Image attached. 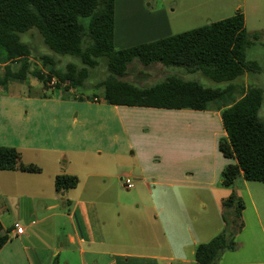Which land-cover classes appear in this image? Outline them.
Wrapping results in <instances>:
<instances>
[{
  "label": "crops",
  "instance_id": "1",
  "mask_svg": "<svg viewBox=\"0 0 264 264\" xmlns=\"http://www.w3.org/2000/svg\"><path fill=\"white\" fill-rule=\"evenodd\" d=\"M247 5L246 0H212L210 4L199 0H115L114 46L124 50L156 42L196 29L203 21L212 23L230 18L237 11L243 12L247 29ZM251 6L260 12V22L264 23V5L254 0ZM230 9L232 14H224ZM215 16L219 18H210ZM261 27L259 25L254 32L262 31ZM31 78L0 88V123L11 124L0 130V146L17 149L24 164L41 169L39 174L0 170V225L9 237L0 251V264H54L55 261L90 264L88 256L96 264H117V258H125L128 263L195 264L190 257L195 258L196 247L224 230L222 203L226 198L223 196L227 193L228 198L236 192L234 188L221 185L222 171L228 164L235 163L219 151V141L226 137L221 114L242 99L247 90L228 103L209 106L205 111L175 110L109 105L102 101L103 94L97 96L98 102L82 96L81 100L76 97L80 102L66 101L63 96L58 100L45 94L31 96L22 92L27 84L32 87ZM13 85L21 87L12 89ZM71 106L81 109L73 118L69 117ZM92 117L93 122L88 124L87 120ZM161 120H167L171 133L181 120L191 121L180 127H184L187 134H200L183 148L168 144L176 151L169 154V176L158 184L174 188L172 197L177 205L170 211L163 204L154 208L160 230L154 247L144 246L141 253L117 252V244L107 240L98 200L105 198L109 190L108 176L103 173L106 164L101 163L97 169L87 164L85 157H107L109 167L113 165L119 170L116 177L121 176L122 180L124 168L120 169L117 158L126 156L130 150L136 155V149L142 147L141 141L147 147L156 148L149 131ZM118 128L124 131L127 148L117 143ZM136 164L142 171L134 175L137 183H145L154 176L147 175V171L145 174L143 161L137 160ZM81 170L86 173L83 181ZM130 170L134 173L136 165ZM60 175L78 177V186L57 192L55 179ZM134 187L133 183L131 188ZM220 191L223 195L220 193L216 198L215 193ZM200 202L202 214L199 217L196 208ZM207 202L213 207L210 211ZM15 224L24 227L23 234L16 233ZM252 236L248 238L252 240Z\"/></svg>",
  "mask_w": 264,
  "mask_h": 264
},
{
  "label": "trees",
  "instance_id": "2",
  "mask_svg": "<svg viewBox=\"0 0 264 264\" xmlns=\"http://www.w3.org/2000/svg\"><path fill=\"white\" fill-rule=\"evenodd\" d=\"M114 24L115 0H0V63L4 66L0 88L32 77L45 89L56 79L54 89L67 93L85 88L92 70L104 65L107 77L95 87L102 89V101L109 105L205 111L226 91L176 76L141 88L124 80L129 66L138 61L145 66L177 67L201 73L218 83L260 72L259 64L246 56L252 41L242 11L227 19L124 50L114 46ZM31 29H36L46 46L59 56L40 54L38 57L49 68L48 74L33 68V50L21 41L20 35ZM252 38L259 40L260 37L254 33ZM63 56L76 60L63 66L59 60ZM15 64L18 68L14 70ZM263 93L262 88L250 86L242 99L222 111L226 137L220 139L219 151L235 162L222 171L221 185L225 188H234L241 177L245 181L264 183V118L259 114ZM93 98L98 102L96 94ZM0 170L41 173L38 166L24 164L17 149L2 146ZM78 184L75 176L60 175L55 179L59 193ZM222 206L224 230L196 247L195 264H216L224 251H234L236 247V236L245 226L244 202L233 191ZM8 240L0 225V251Z\"/></svg>",
  "mask_w": 264,
  "mask_h": 264
},
{
  "label": "rangeland",
  "instance_id": "3",
  "mask_svg": "<svg viewBox=\"0 0 264 264\" xmlns=\"http://www.w3.org/2000/svg\"><path fill=\"white\" fill-rule=\"evenodd\" d=\"M211 1L212 0H199L200 3L204 4H210ZM246 2L248 4L247 31L251 35L252 41L251 46L246 50V56L249 61H254L259 64V73H249L232 82L218 83L205 77L201 73L188 74V71L181 68L166 67L161 64L157 66L156 64L145 66L136 61L129 66L124 80L141 87H150L165 81L171 76H176L187 80L198 81L205 87L226 91L221 99L209 105L211 108L228 103L229 100L236 95L239 97L238 93H241L243 90H248L250 86L260 87L264 92V23L260 22V12L256 9L254 10L251 6L254 0H246ZM259 2L262 6L264 5V0H259ZM224 14H232L231 9L229 13L225 12ZM210 18L216 20L219 16ZM199 24L200 25L197 26L201 27L211 23L203 21ZM259 25H262L261 28H263V30L257 32L260 38L259 40H255L252 38V35L255 33L254 31L258 29ZM20 37L21 41L28 44L33 50L31 59L33 68H38L45 74H48L49 68L44 66L39 61L38 57L40 54L58 55L54 54L46 46L41 34L36 29L26 31L22 33ZM59 60L61 65L65 66L68 62L75 61L76 59L71 56H63ZM13 68L14 70L18 68V64L13 65ZM92 72V77L87 81L86 87L82 89H74L67 93L54 89V85H48L47 88L49 89H44L40 81L36 79L35 81L31 78L30 85L32 87H29L27 84L22 89V92L24 91L23 93L30 94L31 96L45 94L54 100L62 99L64 95V97H66H63L64 100L70 102H80L76 97L81 96L83 98L92 99L94 94L97 96L103 94L102 89H97L95 86L100 80L107 77V70L104 65H101L95 70H92ZM3 73L4 67L0 65V75ZM36 82L38 83L37 85L35 84ZM11 87L15 89L21 86L13 85ZM17 91L20 92L21 90L18 89ZM68 110L71 112L69 114L70 118H73L75 113L79 112V110L81 111V109H76L75 106L69 107ZM259 114L264 118V93L263 104ZM93 118L94 117L87 120L88 124L89 122H93ZM161 121L162 122L158 123L156 127L153 126L149 131V136L153 139V144L156 142V148L147 147L144 141H141L142 147L136 149V155H132L134 150H130L126 156L117 158V164H119L118 166H120V169L124 168L121 173L124 175L122 180L121 176L116 177L119 170H115L113 165L109 167L108 164L110 163V159H107V157L98 155L85 157L87 164H92L97 169L101 167V163L106 164L103 173L108 176L107 183L109 185V190L105 192V198H100L98 200L101 202L100 207L102 210V219L105 223L107 240L113 244H117V252L141 253L144 246L154 247V242H157L160 232L154 208L163 204L164 207L170 211L177 205L175 199L172 197L174 188L158 184L163 183L165 180L164 178L169 176V172L167 171V162L170 159L169 154L171 151H176L172 146H168V144L175 143V145L178 144L179 147L183 148L191 138H199L200 134H187L185 128L180 127L181 125L187 124L189 121L181 120V124H177L172 133L170 131V126L166 122L167 120ZM189 123L192 122L190 121ZM10 126L11 124L9 123H0V130H4ZM116 133L117 143L127 148L124 131L118 128ZM135 145H137V142H135ZM181 148H177V150L182 151L183 149ZM137 160L144 162V166L142 165V167L145 170V174L147 171V175L150 173L151 176L154 175L148 178L145 183H137L134 179V175L141 174L142 172L141 168H137ZM134 165H136V170L132 173L130 168ZM125 176L133 180L135 184L133 189L126 187L125 180L128 178ZM84 179H86V173L83 174L81 170V181ZM234 190H236L237 195L244 202L245 210L243 211V221L245 226L241 233L236 236V247L234 251H224L216 264H234L242 261L251 263L264 262V183L245 181L241 177L235 182ZM222 191L227 192V190ZM222 191L215 193L216 198L220 197V193L223 195ZM162 192H166V194L161 196L160 194ZM226 192H224V194ZM227 196L228 194L226 193L223 197L227 198ZM200 204L201 202L196 208V215L199 217L202 214ZM206 205L209 211L213 208L209 206L208 202ZM228 214H230V212H228ZM13 219L14 221L17 220V218L14 217ZM251 235H254L252 236V240H250L251 237L248 238ZM190 258L195 262L193 256ZM87 260H89L90 264H96L92 261L93 259L90 256L87 257ZM126 260L125 258H117V264H141L139 261H131L128 263Z\"/></svg>",
  "mask_w": 264,
  "mask_h": 264
},
{
  "label": "built area",
  "instance_id": "4",
  "mask_svg": "<svg viewBox=\"0 0 264 264\" xmlns=\"http://www.w3.org/2000/svg\"><path fill=\"white\" fill-rule=\"evenodd\" d=\"M55 84H56V79H53V80L50 82V85H55ZM125 184H126V187H127V188H131V187H133V183H132V181H131L130 179H126V180H125ZM14 228H15V231H16V233H17L18 235H21V234L24 233V227H22L21 225H19V224H15Z\"/></svg>",
  "mask_w": 264,
  "mask_h": 264
}]
</instances>
